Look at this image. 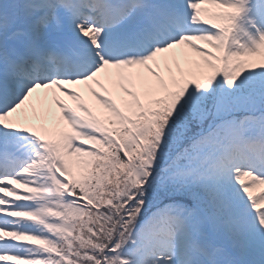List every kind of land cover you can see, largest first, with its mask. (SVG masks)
Instances as JSON below:
<instances>
[{"label":"snow or ice","instance_id":"snow-or-ice-1","mask_svg":"<svg viewBox=\"0 0 264 264\" xmlns=\"http://www.w3.org/2000/svg\"><path fill=\"white\" fill-rule=\"evenodd\" d=\"M240 3L0 2V264H264Z\"/></svg>","mask_w":264,"mask_h":264},{"label":"clouds","instance_id":"clouds-1","mask_svg":"<svg viewBox=\"0 0 264 264\" xmlns=\"http://www.w3.org/2000/svg\"><path fill=\"white\" fill-rule=\"evenodd\" d=\"M231 35V33L229 34V36ZM225 48L227 49V42H226V44H225ZM227 51V50H226Z\"/></svg>","mask_w":264,"mask_h":264},{"label":"bare ground","instance_id":"bare-ground-1","mask_svg":"<svg viewBox=\"0 0 264 264\" xmlns=\"http://www.w3.org/2000/svg\"><path fill=\"white\" fill-rule=\"evenodd\" d=\"M88 99H89L90 103H92V101L90 100V98H88Z\"/></svg>","mask_w":264,"mask_h":264},{"label":"rangeland","instance_id":"rangeland-1","mask_svg":"<svg viewBox=\"0 0 264 264\" xmlns=\"http://www.w3.org/2000/svg\"><path fill=\"white\" fill-rule=\"evenodd\" d=\"M0 2H1V0H0Z\"/></svg>","mask_w":264,"mask_h":264}]
</instances>
